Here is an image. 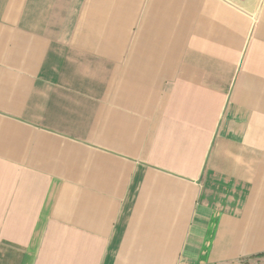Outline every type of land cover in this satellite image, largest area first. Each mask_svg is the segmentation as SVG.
I'll return each mask as SVG.
<instances>
[{
    "label": "crops",
    "instance_id": "obj_1",
    "mask_svg": "<svg viewBox=\"0 0 264 264\" xmlns=\"http://www.w3.org/2000/svg\"><path fill=\"white\" fill-rule=\"evenodd\" d=\"M0 264H264V0H0Z\"/></svg>",
    "mask_w": 264,
    "mask_h": 264
}]
</instances>
